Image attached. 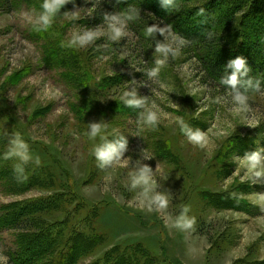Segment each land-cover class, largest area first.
Instances as JSON below:
<instances>
[{
	"label": "rangeland",
	"instance_id": "rangeland-1",
	"mask_svg": "<svg viewBox=\"0 0 264 264\" xmlns=\"http://www.w3.org/2000/svg\"><path fill=\"white\" fill-rule=\"evenodd\" d=\"M156 1L169 15L192 9L199 23L215 0ZM240 1L243 14L264 16V0ZM43 3L0 0V215L29 209L28 224L0 232V264L32 240L35 264H55L73 243L85 248L72 264H264V92L246 95L236 112V94L212 82L196 49L148 11L151 35L122 10L88 25L93 0H70L45 28ZM111 25L122 29L118 39ZM88 31L101 34L73 43ZM162 44L173 51L158 52ZM93 125L102 129L94 139ZM17 136L30 159L5 158ZM123 140L110 163L94 155ZM257 154L250 173L244 161ZM145 167L152 186L135 183ZM185 206L193 229L176 224Z\"/></svg>",
	"mask_w": 264,
	"mask_h": 264
},
{
	"label": "trees",
	"instance_id": "trees-1",
	"mask_svg": "<svg viewBox=\"0 0 264 264\" xmlns=\"http://www.w3.org/2000/svg\"><path fill=\"white\" fill-rule=\"evenodd\" d=\"M95 8L88 21V25H99L110 16L113 11H126L131 21V26L138 32L151 27L152 20L146 15L150 13L152 17L160 19L168 24L180 35L192 48L197 51L196 58L201 65L203 72L220 87L225 88L235 94L242 95L250 93L264 92V16L258 15L253 20L254 9L251 7L246 14L245 4L236 0L234 5H226L225 2L215 0L211 8L208 9V18L196 19L192 9L186 12H170L164 8L162 3L156 0H93ZM232 1V0H231ZM206 11L207 5L200 6ZM251 15V17L249 16ZM150 16V17H151ZM237 28V29H236ZM248 29L246 32H243ZM235 38L238 40L236 41ZM244 58L246 68L245 74L238 75L240 81L235 89L231 84L223 81L230 79L235 69L230 66V62L236 58ZM243 73L244 70L242 69ZM223 200L222 202H224ZM244 203L243 201H240ZM236 202V203H240ZM227 209L240 211L244 206L237 204H226ZM20 210L21 212H16ZM23 210V211H22ZM26 209L9 210V213L0 215V232L4 229H17L23 224H28ZM25 213V214H24ZM76 237L74 240H80ZM31 241V240H30ZM36 240H32L24 248H19L16 254L11 255L12 264H35L38 258L33 246ZM82 243H86V240ZM85 246L73 243L70 247L69 255L60 257L55 264H72L76 256L82 252ZM77 254V255H76ZM121 261V260H120ZM118 261L117 264H126V261Z\"/></svg>",
	"mask_w": 264,
	"mask_h": 264
},
{
	"label": "clouds",
	"instance_id": "clouds-1",
	"mask_svg": "<svg viewBox=\"0 0 264 264\" xmlns=\"http://www.w3.org/2000/svg\"><path fill=\"white\" fill-rule=\"evenodd\" d=\"M70 2V0H44V3L42 4L43 12L39 16V22L42 23L45 28L49 27L52 24V18L53 14L58 12L62 7H64L65 4ZM165 5L170 4L171 0H164ZM76 15V14H74ZM115 19V18H113ZM111 31H112V38L118 39L123 33L122 29L120 27H117L116 25H111ZM157 29L155 27H149L147 29V34L151 35L152 33L156 32ZM161 33H163L164 29H159ZM101 33L99 31H88L83 36H76L73 40V43H79L81 45L94 40L96 37H98ZM158 52H162L165 55H167L168 52L173 51L170 46L168 45H160L157 48ZM175 54V53H173ZM158 63L163 66L164 61H158ZM230 66L235 69L234 74L230 77V79L223 81L224 83L231 84L233 88L235 89V86L240 82L238 80V75L245 74L247 72L246 68V62L244 58H236L233 59L230 62ZM244 70L242 73L241 70ZM160 69H154L150 75L156 76L159 73ZM134 95V94H133ZM246 101L247 97L237 92V94L234 96V102L238 105V107L235 109L236 112H241L246 110ZM128 104L132 105H139L141 104L140 100L132 99L127 101ZM147 120L149 122H154L157 120V115L154 111H149L147 114ZM102 132V129L100 125H93L92 126V132L90 134V138H95L98 134ZM195 142H201L204 137L202 135H196L192 138ZM14 147L5 155V158H10L12 156H20L24 160H28L31 158L29 154V148L27 143H25L19 136L15 138V140L12 142ZM127 145V141L123 140L122 142H118L116 144H106L103 147H95L94 148V155L98 158V160L106 163H110L113 161L114 158H118L123 150H125ZM260 156L253 155L248 158V160L244 161V164L249 165V172L251 173L254 171L257 166L260 163ZM37 163H39V158H36ZM151 171L148 167H145L142 170V174L139 176V178L135 181V183H142L146 186H152L154 185V182L151 180V177L148 175V173ZM264 171V170H262ZM261 172L257 171L256 175H260ZM26 177L24 178V180ZM20 182H23V180H18ZM261 200H264V197L260 198ZM155 200L159 202V206L161 208H166L168 206V200L166 197L158 195L155 197ZM187 212H189V208L185 206V215H182L177 221V226L183 228V229H193L194 225L196 223V220L194 217L187 216Z\"/></svg>",
	"mask_w": 264,
	"mask_h": 264
}]
</instances>
